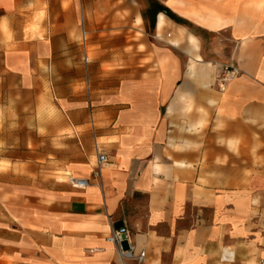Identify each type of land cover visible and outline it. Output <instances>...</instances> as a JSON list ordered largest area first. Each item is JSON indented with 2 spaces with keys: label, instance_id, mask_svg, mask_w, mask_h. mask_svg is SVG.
<instances>
[{
  "label": "crops",
  "instance_id": "0c3cea01",
  "mask_svg": "<svg viewBox=\"0 0 264 264\" xmlns=\"http://www.w3.org/2000/svg\"><path fill=\"white\" fill-rule=\"evenodd\" d=\"M94 10L89 0H0V139L22 125L21 147L0 155L19 192L6 199L0 264H262L264 201L246 200L264 151L253 147V100L237 98L252 91L239 79L218 91L202 36L186 29L178 53L150 39L142 49V30L127 38L137 27L95 30ZM47 60L70 77L67 121L37 134L56 142L52 163L31 161L28 143L30 65ZM68 167L84 188L46 177ZM121 228L130 239L119 249L106 237Z\"/></svg>",
  "mask_w": 264,
  "mask_h": 264
},
{
  "label": "rangeland",
  "instance_id": "374dc122",
  "mask_svg": "<svg viewBox=\"0 0 264 264\" xmlns=\"http://www.w3.org/2000/svg\"><path fill=\"white\" fill-rule=\"evenodd\" d=\"M170 1L172 0H89L95 5L90 19L93 20V26L98 31L116 30L119 25L137 27L136 33L134 31L127 32V38L131 42L134 41V37L139 39L140 35L137 32L142 30L143 34L140 38L142 49H144L146 39H150L157 48L167 47L178 53L184 50V43L180 42L179 37L189 34L187 30L198 37L202 36L205 50L210 54V59L217 67L216 87V79L222 73V68L229 67L231 71L236 70L238 73L239 80L236 83L245 84L252 91L248 92V95L246 92H239L237 98L239 102L253 100L255 120L253 147L256 153L264 151V0H182L187 4L178 8L169 5ZM179 10L195 12L202 16L213 14L214 18H220L223 21L234 20L235 23L225 25L220 29H209L193 18L179 13ZM133 11L137 16L136 22L132 21ZM160 14L165 16L166 22L161 35L157 37L154 31ZM140 15L143 19L142 23L139 22ZM238 21L243 23L238 24ZM83 25L82 20L81 28H79V38L82 42ZM89 38L90 36L87 35V39ZM172 43H176L178 46H171ZM195 43L198 45L199 42L196 40ZM54 62L47 60L36 64L31 61L30 65V137L28 143L31 161H35L37 158L44 159V157L48 163L55 160L54 148L57 149V146L55 147L54 139L47 136L45 140L39 139L37 134L42 131H46V133L52 131L58 125L60 117L63 122H66L68 118L70 77L55 75ZM218 91L220 92L219 89ZM20 102L21 100H14L12 103L20 105L18 104ZM13 115L17 117L15 111ZM18 115L21 114L18 113ZM21 126L20 123L7 126L5 131L14 135L11 139H0L1 156L4 157L6 150H9V147L6 149V146L12 145L14 149L21 147V134L18 135L22 131ZM0 127L2 126L0 125ZM68 131L70 132V129ZM42 153L45 155H41ZM56 154L59 155V153ZM262 159L264 164V156L255 155V168H262ZM71 170L68 167L65 171L63 168L56 172L47 171L46 177L49 178L50 175L55 174L57 179H64L71 184V179L75 178L72 176L73 171ZM263 174L257 170L254 172L253 195L247 198L248 203L253 200V203L260 205L264 201ZM30 176L36 179L34 174H30ZM9 178H11V173L6 172L3 166H0V258L5 254L6 234L12 228L7 215L6 199L9 195L19 194V192L16 193L18 189L12 190L7 187Z\"/></svg>",
  "mask_w": 264,
  "mask_h": 264
},
{
  "label": "built area",
  "instance_id": "2783aa9c",
  "mask_svg": "<svg viewBox=\"0 0 264 264\" xmlns=\"http://www.w3.org/2000/svg\"><path fill=\"white\" fill-rule=\"evenodd\" d=\"M238 79V73L236 70L231 71L229 67L222 68V73L218 75L216 79L217 88L220 92H225L226 87L228 84L235 82ZM98 162L100 164H104L107 162L106 156L103 154H98ZM97 175H101V169L96 171ZM72 185L75 187L84 188L87 185V181L84 179H72ZM130 239V234L126 228H121L118 230H113L109 236L106 237V242L108 244L115 245L119 249H122L121 243L126 240ZM92 253H102L105 251L104 247H94L90 250ZM127 257H133L131 252L126 254ZM145 258V253H141L135 259L138 263H141ZM262 264H264V259L262 260Z\"/></svg>",
  "mask_w": 264,
  "mask_h": 264
},
{
  "label": "bare ground",
  "instance_id": "6f19581e",
  "mask_svg": "<svg viewBox=\"0 0 264 264\" xmlns=\"http://www.w3.org/2000/svg\"><path fill=\"white\" fill-rule=\"evenodd\" d=\"M187 3L185 1L182 0H172L169 2V5H171L172 7L178 8V7H182L185 6ZM179 13L191 17L193 18L196 22L207 26L209 29H220L221 27L231 24V23H235L234 20H228V21H223L220 18H214L213 14H209L208 16H202L198 13L195 12H183L181 10H179ZM165 16L163 14H160L158 17V22H157V27L159 30H161L163 28V26L165 25ZM242 21H238V24H242ZM171 45H176L175 43L171 44Z\"/></svg>",
  "mask_w": 264,
  "mask_h": 264
}]
</instances>
